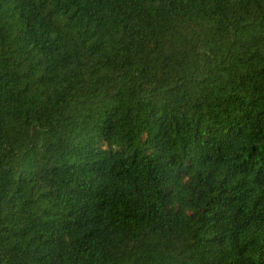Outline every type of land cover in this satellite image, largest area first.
Instances as JSON below:
<instances>
[{"label": "trees", "instance_id": "1", "mask_svg": "<svg viewBox=\"0 0 264 264\" xmlns=\"http://www.w3.org/2000/svg\"><path fill=\"white\" fill-rule=\"evenodd\" d=\"M0 264H264V0H0Z\"/></svg>", "mask_w": 264, "mask_h": 264}]
</instances>
